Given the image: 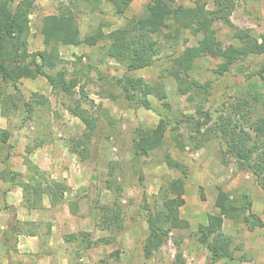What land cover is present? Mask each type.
Wrapping results in <instances>:
<instances>
[{
  "label": "rangeland",
  "instance_id": "rangeland-1",
  "mask_svg": "<svg viewBox=\"0 0 264 264\" xmlns=\"http://www.w3.org/2000/svg\"><path fill=\"white\" fill-rule=\"evenodd\" d=\"M19 1L12 0V3L16 5ZM33 1L35 10L31 14L32 34L29 38L31 51L44 47L41 34L42 18L47 14L56 13L62 4L72 7L83 36L99 32L102 38L95 46L82 44L73 48V51L70 49L69 54L64 51L68 57H63L62 66L68 69L69 76L76 73L79 78L73 97L75 101L62 93L57 96L50 92L49 106L37 109L33 119L28 118L22 104L17 109H14L11 102L0 104V128L10 133L7 143L0 140L1 154H8V159L13 153L20 154L27 166L26 157L30 154L26 149L30 148L33 152L38 148V144L43 142L40 150L53 156L48 164L69 173L71 169L67 155L69 151L73 152V146L78 144L85 124L78 117H72L74 115L63 104L72 105L82 98V106L93 115L96 125L95 132L84 149L86 157L81 158L73 152L74 158H79L77 161L72 159L74 169L78 171L70 178L77 188L74 191H71V188L63 203L57 206H45V201L49 198L44 196V207L34 210L26 208L22 188L15 186L5 173L6 170H12L8 161L2 162L0 213L7 217L6 226L0 227V264H39L44 254L55 258L56 250L48 247L51 225L53 220L59 221L58 218L65 214L63 204L65 200L71 199L81 205L79 210L82 217L77 221H81L79 225L83 228L75 232L79 233L80 238L68 241L73 242L72 264H173L178 253L182 254L184 264H264V227L248 223L243 218L224 220L223 231L233 239L234 257L213 262L207 245L199 240V226L208 222L209 213L218 211L215 201L219 187L229 191L239 203H244L245 196H248L252 201L250 212L256 213L263 220L264 187L258 183L250 170L240 167L234 159H229L228 163L223 162L221 151L225 148L220 138L215 137L206 141L203 147L194 149L190 138L193 129L189 126L190 117H198L201 108H210L214 114H218L225 111L222 102L228 100L229 96L251 97L263 93L264 82L258 76L261 57L250 55L241 60L244 63L243 71L232 67L224 73L219 70V64L224 61L223 56L205 57L196 63L190 76L201 82H212L209 94L203 97L194 95V99L190 100L188 94H181L176 79L167 77L166 90L170 106L167 107L156 97L150 96L153 108L148 109L139 103L138 95L135 98L127 97L118 79L130 74L154 82L161 69L171 62L170 58L182 50V44L167 41L157 55L154 65L127 71L124 65L106 57L109 42L106 36L111 30L123 25L127 18L142 15L150 0H133L124 14H117L108 2L95 7L93 4L85 6L82 2L73 5L70 0ZM195 1L174 0L172 8L176 9L178 5H192ZM204 1L209 8L214 7V0ZM233 4L235 8L231 20L234 24L248 28L255 35L264 33V0H233ZM215 28L222 47L238 43L228 25L219 22ZM182 36L190 38L189 44L198 42L201 37L197 38L188 31ZM82 90L85 92L84 97H81ZM9 92L17 94V99L21 96H24V99L31 98V92L26 90V85L21 81L18 91L10 88ZM2 105L6 108V116L1 113ZM64 109L68 111L69 123L63 119ZM162 117L169 122L170 127L164 144L150 155L136 154L135 138L143 131H152ZM1 118L6 119L7 123H1ZM178 123L179 130L172 131L171 126ZM174 133L184 135L185 140L189 142L186 149L181 150L175 145ZM21 136L27 139L22 140ZM24 142L28 143L25 145ZM83 148V144L79 146L80 150ZM22 151L26 153L23 154ZM167 153L188 166L183 195L185 203L180 213L181 217L189 222V226L173 230L168 241L150 258H146L143 246L148 235V208L150 207L151 212L159 209L166 182L182 175L179 170L167 165ZM63 154L65 155L62 162L60 156ZM46 172L54 178V173ZM35 175L30 172L23 174L22 178L29 181L30 177ZM56 179L68 183L64 178ZM6 183H12L13 189L21 188L22 201L18 206L8 202L10 193ZM115 202H120L122 208L120 218L124 227L120 232L102 229L98 223L103 213L101 207L114 205ZM40 211L42 220H26L27 212ZM0 217L2 220L4 215L0 214ZM27 232L38 233L41 237V247L35 253L19 252L17 247L19 236ZM87 233L88 239L84 241V236L87 237L84 234ZM101 237H110L113 240L111 243H95Z\"/></svg>",
  "mask_w": 264,
  "mask_h": 264
},
{
  "label": "trees",
  "instance_id": "trees-1",
  "mask_svg": "<svg viewBox=\"0 0 264 264\" xmlns=\"http://www.w3.org/2000/svg\"><path fill=\"white\" fill-rule=\"evenodd\" d=\"M70 2L73 5L81 2L85 6L93 4L95 7L108 2L117 14H124L133 0H70ZM172 3L174 0H150L142 15L127 18L123 25L111 30L106 36L109 40L106 57L124 65L127 71L154 65L157 55L167 41L182 44V50L170 58L171 62L161 69L154 82H148L143 77L130 74L119 78L118 83L127 97L135 98L138 95L139 103L151 109L153 103L150 96H154L169 107L167 77L176 79L181 94H188L190 100L194 99V95L203 97L209 94L212 82H201L190 76L196 63L205 57L223 56L224 61L219 64V70L224 73L232 67L243 71L242 59L250 55L259 56L261 66L258 76L264 82V33L255 35L248 28H241L232 22L231 15L235 8L233 0H214L213 8H209L204 0H196L192 5H178L176 9L172 8ZM34 10L33 0H20L16 5L12 3V0H0V104L11 102L14 109L21 104L24 105L29 119L34 118L37 109L49 106L50 97L32 91L30 99H24V96L17 99L18 95L12 94L9 89L14 88L18 91L19 83L24 78L42 77L51 86L53 94L58 96L62 93L74 100L79 78L76 73L69 76L68 69L62 66L64 59L60 46L82 44L95 46L102 38L99 32L83 36L72 7L62 4L56 13L47 14L42 18L41 34L44 48L31 51L29 38L32 34L31 14ZM219 22L232 29V36L238 41L237 44L221 46L215 28ZM187 31L197 38L201 36L198 42L189 44L190 38L182 36ZM84 93L82 90L81 97L85 96ZM76 101L72 105L62 104L85 124L78 144L72 148L73 152L84 158L86 157L84 149L95 132L96 124L93 115L82 106V98ZM222 104L226 112L220 111L214 114L210 108H201L198 117H190L189 126L193 129L190 132V138L194 149L203 147L206 141L215 137L220 138L225 148L221 151L223 162L228 163L229 159H234L240 167L250 170L258 183L264 187V92L251 97L229 96V99L224 100ZM1 113L3 116L7 115L4 105L1 107ZM179 128V123L171 126L174 132ZM169 129V122L162 117L152 131L141 132L134 140L136 154L150 155L152 151L162 146ZM9 137L10 133L0 128L1 142L7 143ZM173 137L179 149H186L189 142L185 140L184 135L174 133ZM82 144L84 148L80 150L79 146ZM38 145H43V142ZM26 152L30 154L32 150L27 148ZM7 161L8 154L3 156L0 152V162ZM26 162L28 170L36 174L31 176L29 181L24 180L20 172L10 169L5 171L14 185L22 188L24 206L29 210L40 209L44 207V196L49 198L51 206L63 203L66 193L71 190L69 184L65 180L50 177L29 157H26ZM165 162L170 168L179 170L182 175L166 182L162 191V205L159 209L151 212L150 207L148 208L150 211L147 217L148 235L143 246L146 258H150L168 241L173 230L189 226V222L182 218L180 213L185 203L183 195L188 166L172 158L169 153L165 156ZM18 177L20 180H17ZM218 189L215 201L218 211L209 213L208 222L198 228L199 240L207 245L213 262L234 257L233 239L223 231L226 218H243L248 223L264 227V220L256 213L250 212L252 201L248 196H245L244 203H239L229 191L223 187ZM101 209L103 213L98 222L99 226L105 230L120 232L124 227L123 220L120 218L122 214L120 202H115L114 205H103ZM26 234L36 233L27 232ZM84 235H87V237L84 236L85 241L89 233ZM76 238H80L79 233L65 236L67 241ZM112 240L113 238L110 237H101L95 243H111ZM88 242L90 245L91 242L89 240ZM183 262L182 254L178 253L173 264H184Z\"/></svg>",
  "mask_w": 264,
  "mask_h": 264
},
{
  "label": "crops",
  "instance_id": "crops-1",
  "mask_svg": "<svg viewBox=\"0 0 264 264\" xmlns=\"http://www.w3.org/2000/svg\"><path fill=\"white\" fill-rule=\"evenodd\" d=\"M30 41V40H29ZM77 46L74 45H61L60 46V50H61V54L63 57H68L69 51L71 49V51H73V48H75ZM44 47L41 46L39 47L37 50H41ZM35 51V50H34ZM64 51H67L68 54H64ZM21 82H24V85H26V90L29 92L32 91H37L40 93H43L47 96H50L49 93L51 92V86L48 84L47 80L40 77L37 79H27L24 78L21 80ZM68 111L66 109L63 110V119H65V121H67L69 123V117L67 116ZM75 117V116H72ZM76 118V117H75ZM1 118V123L6 124L7 121L6 119ZM79 124V122L77 123ZM80 128V127H79ZM82 129V126H81ZM20 139H27L26 137H20ZM21 143V142H19ZM25 145L28 142H24ZM42 147L41 145L38 146V148H36L32 153H30L29 158L36 164L38 165L41 169L46 170V171H51L52 173H54V178H64L68 181L69 186L72 188L71 191H74L77 186L75 184H73L71 182V178L70 176H73L74 173L76 171H78V169H74V163H73V158L75 156V154L73 152H68L69 155H67V160L70 163V169L71 171L69 173L63 172L64 170L60 169H55L53 168L50 163L48 164V161H50L53 156L50 155V153H47L43 150H40ZM23 154L25 151H22ZM26 153V152H25ZM22 154V153H21ZM66 154V153H65ZM60 156V159L62 160V162L64 161V155ZM71 160V161H69ZM75 161L79 160V158L76 156L74 158ZM8 164L9 167L13 170V171H17L20 172L24 175L29 174L30 172L28 171V168L26 166V164L24 163V159L23 157L19 154H12L9 159H8ZM3 163L0 162V170L2 169ZM55 173L57 175H55ZM61 175V176H59ZM57 176V177H56ZM2 183V181L0 182ZM8 188H9V196H8V202L12 205L18 206L20 204V202L22 201V191L21 188H15L13 189L12 187V183H6ZM11 185V187H10ZM69 193V192H68ZM68 193L66 195H68ZM18 196H20V198H18ZM66 198V197H65ZM46 205H50L49 200L45 201V206ZM64 206V211L65 214L62 215L61 218H58L59 221L57 220H53V224L51 225V231L49 233V239H48V243L49 246L48 247H53L54 250H56L57 254L55 256V258H53L51 255L48 254H44L43 257L40 259L39 264H72L73 263V259H71V255H72V243L73 242H68L65 239V236L68 234H72L75 232L80 231V229H83L82 226H80L79 224L81 223V221H77L78 218H81V212L79 210V207L81 206L80 203H76L75 201L69 200L66 201L63 204ZM33 213V214H32ZM32 213H28L25 215L26 220L27 221H38V220H42L41 216L42 213L40 211V213L38 212H32ZM2 215H4L3 217V221L1 220L0 217V227L4 228L6 226V215L3 213H0ZM41 241V237L38 233L31 235V234H23L19 236V243L17 245L19 252L22 253H35L37 252L40 247Z\"/></svg>",
  "mask_w": 264,
  "mask_h": 264
}]
</instances>
